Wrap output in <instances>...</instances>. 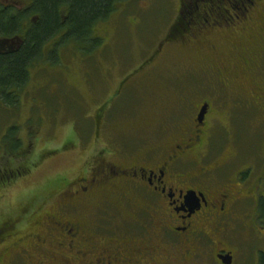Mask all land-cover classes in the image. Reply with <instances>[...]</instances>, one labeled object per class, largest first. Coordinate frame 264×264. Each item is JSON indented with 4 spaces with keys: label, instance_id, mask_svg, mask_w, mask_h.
I'll use <instances>...</instances> for the list:
<instances>
[{
    "label": "flooded vegetation",
    "instance_id": "obj_1",
    "mask_svg": "<svg viewBox=\"0 0 264 264\" xmlns=\"http://www.w3.org/2000/svg\"><path fill=\"white\" fill-rule=\"evenodd\" d=\"M175 13L151 58L95 111L101 144L79 171L56 176L51 194L19 212L0 207V264H222L227 256L239 264L237 237L264 241V0H186ZM166 47L182 59L174 94L145 95L134 111L148 113L138 128L152 131L131 143L110 126V108L126 88L154 79ZM237 105L258 114L255 149L219 119V108L229 120ZM64 142L54 155L73 152ZM254 255L264 262V249Z\"/></svg>",
    "mask_w": 264,
    "mask_h": 264
},
{
    "label": "rangeland",
    "instance_id": "obj_2",
    "mask_svg": "<svg viewBox=\"0 0 264 264\" xmlns=\"http://www.w3.org/2000/svg\"><path fill=\"white\" fill-rule=\"evenodd\" d=\"M185 1L128 0L116 5L114 13L95 25L93 37L100 42L88 53L74 44H62L63 38L57 36L43 46V59L29 68L27 84L14 93L16 106L0 102V174L8 169L12 174L30 169L24 177L15 181L9 177L8 182H12L0 186L3 210L8 206V212H19L23 201L48 196L51 194L48 186L56 176L71 179L90 148L100 147V139L93 137L95 111L115 92L119 79L137 71L151 58L175 19L179 3ZM181 61V54L175 48H164L152 74L154 79L140 88H126L118 100L120 106H114V111L110 108L116 115L110 126L123 127L131 143L147 138L152 128L143 127L146 131H142L138 127L147 125L150 117L145 111L135 112L134 108L139 107L147 93L156 97L174 94V74L180 70ZM223 110L224 107L217 110L222 125L242 144L249 139L255 149L262 137V131L257 129L258 114L237 105L231 112L232 119L227 120ZM11 130H15V135ZM216 133L224 135L223 129ZM66 139L75 145L70 146L73 152L54 155L62 151ZM16 143L19 146L14 150ZM48 153L53 154L48 156ZM234 242L239 246V264H264L254 255L256 248L264 249V241L250 239L244 244L237 237Z\"/></svg>",
    "mask_w": 264,
    "mask_h": 264
},
{
    "label": "trees",
    "instance_id": "obj_3",
    "mask_svg": "<svg viewBox=\"0 0 264 264\" xmlns=\"http://www.w3.org/2000/svg\"><path fill=\"white\" fill-rule=\"evenodd\" d=\"M126 1L32 0L30 9L22 11L13 6L14 1L8 0L7 6V0H0V40H21L20 46L12 54H0V102L4 101L10 107L16 106L14 93L27 84L29 68L43 59L42 49L47 42L56 36L62 37V44H74L88 53L100 42L99 38L93 37L95 25L114 13L116 5ZM10 132L15 135V130ZM18 146L16 143L14 150ZM18 172L24 177L30 169L24 168ZM9 173L8 169V173L0 174V186L12 182H8L9 176H4Z\"/></svg>",
    "mask_w": 264,
    "mask_h": 264
},
{
    "label": "water",
    "instance_id": "obj_4",
    "mask_svg": "<svg viewBox=\"0 0 264 264\" xmlns=\"http://www.w3.org/2000/svg\"><path fill=\"white\" fill-rule=\"evenodd\" d=\"M21 44V40L19 38L15 40H0V50L5 52V48L8 47L9 52L14 50V48H18ZM221 260L222 264H231V256L227 257H219Z\"/></svg>",
    "mask_w": 264,
    "mask_h": 264
},
{
    "label": "snow or ice",
    "instance_id": "obj_5",
    "mask_svg": "<svg viewBox=\"0 0 264 264\" xmlns=\"http://www.w3.org/2000/svg\"><path fill=\"white\" fill-rule=\"evenodd\" d=\"M0 195H3V193H0Z\"/></svg>",
    "mask_w": 264,
    "mask_h": 264
}]
</instances>
